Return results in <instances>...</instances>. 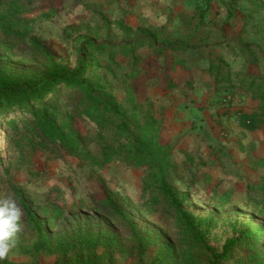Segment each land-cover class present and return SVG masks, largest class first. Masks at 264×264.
Returning <instances> with one entry per match:
<instances>
[{
    "label": "rangeland",
    "instance_id": "374dc122",
    "mask_svg": "<svg viewBox=\"0 0 264 264\" xmlns=\"http://www.w3.org/2000/svg\"><path fill=\"white\" fill-rule=\"evenodd\" d=\"M188 1L0 0V11L7 14L19 7V13L0 25V69L39 78L51 62L73 70L83 58L88 75L99 77L120 104L126 97L124 75L135 69L143 76H153L144 92L162 118L161 104L154 100L160 90L159 75L175 80L178 68L179 80L205 76L200 69L209 64L216 71L220 69L222 75L232 74L235 66L258 71L254 59L261 57L255 48L260 36L253 31L263 27L258 15L252 22H242L239 38L247 50L238 56L231 40L235 36L233 19L238 14L248 15L247 5H238L240 0H194L191 5ZM250 10L252 14H263L259 7ZM211 15L216 19L209 20ZM149 37L152 44L143 41ZM176 61H182V66H174ZM221 83L215 84L217 92L234 93L237 88V84ZM239 104L251 102L241 100ZM58 109L67 116L76 111L62 98ZM22 119L21 114L0 119V209L9 201L20 212L11 247L0 264L3 260L7 264H54L69 257L60 250L34 251L31 245L35 234L26 224L16 192L43 221V232L52 246L106 234L112 235L115 242L99 245L95 251L104 256L105 264H149L165 247L170 248L175 264H208V256L194 252L195 248L185 252L174 223V210L165 200L154 208L146 204L148 196L141 195L144 169L120 162L101 170L91 169L59 146L32 138ZM70 123L88 149L99 156L98 145L88 138L84 140L91 124L73 116ZM219 126L206 129L191 125L171 139L165 137L163 129L161 133L174 146L175 166L168 176L173 193L186 197L184 206L189 212L211 220L206 243L217 251L247 224L264 225V192L258 187L261 180L251 183L253 178L244 172L256 163L252 156L257 144L264 143V133ZM223 142H232L233 148L237 145L239 150L235 148L234 152L239 158L219 149ZM245 157L250 160L246 162ZM104 197L127 213L134 230L102 205ZM233 255L223 264H259L264 259V244L251 250L242 247Z\"/></svg>",
    "mask_w": 264,
    "mask_h": 264
},
{
    "label": "trees",
    "instance_id": "16d2710c",
    "mask_svg": "<svg viewBox=\"0 0 264 264\" xmlns=\"http://www.w3.org/2000/svg\"><path fill=\"white\" fill-rule=\"evenodd\" d=\"M13 10L11 14L0 11V25L11 15L19 13V7ZM151 40V37L143 39L152 44ZM88 46L93 48L94 45ZM132 51L133 49L130 50ZM218 60L224 64L222 58ZM254 60L257 64V75H222L218 69L214 79L215 84L224 82L229 85L234 78L239 88L251 99L258 101L253 112L235 113L238 126L248 132L264 130V56ZM177 64L182 66L183 63H173L174 66ZM87 67L83 58L79 59L73 70L51 62L39 78H27L0 69V119L15 114L23 115V127L32 138L39 137L59 146L91 169L101 170L117 162L126 167L144 169L141 195L148 196L146 204L154 208L165 200L174 210V223L185 252L195 248L194 252L208 256V264H223L234 257V251L239 252L242 247L251 250L260 243L264 244V225L249 223L239 231L238 236L226 239L219 251L208 245L206 232L211 220L199 218L185 209L186 197H177L168 182V176L175 166L172 160L174 146L161 136L163 118L157 116L153 103L144 92L153 76H143L135 69L125 73L123 82L126 97L125 103L120 104L110 89L101 84L99 77L92 79L88 75ZM176 70L175 82L166 75L164 78L162 75L157 76L158 88L174 89L176 82L180 81V69ZM128 79L132 83H128ZM63 92L67 93L64 95ZM59 98L74 105L76 111L73 117H81L91 124L90 134L84 140L88 138L90 142L98 145L99 156H95L79 138V133L70 123L72 116L60 113ZM263 165L264 160L256 163V166ZM258 187L264 192V177ZM15 196L25 214L26 224L35 234L31 245L34 251L60 250L69 256L54 264H105L104 256L96 254L95 251L99 245L105 247L113 244L115 241L112 235L85 236L52 246L43 232V221L37 218L20 193L16 192ZM101 203L117 220L134 230L135 227L124 210L118 208L108 197H104ZM186 258L190 262L189 254ZM1 264H7L6 260ZM149 264H175L170 248L165 247L159 251ZM259 264H264V259Z\"/></svg>",
    "mask_w": 264,
    "mask_h": 264
},
{
    "label": "crops",
    "instance_id": "0c3cea01",
    "mask_svg": "<svg viewBox=\"0 0 264 264\" xmlns=\"http://www.w3.org/2000/svg\"><path fill=\"white\" fill-rule=\"evenodd\" d=\"M188 2L191 5L193 4L194 0H189ZM237 4L247 5V12L249 13L248 15L242 16L238 14L237 17L233 19L235 36L232 37L231 40L233 41V47H235L236 54H238L239 56L240 52L247 50V48L243 44H241L239 38L240 33L242 32V27L244 26L243 23L252 22L253 19H256L258 15L259 20L263 24V27H256L253 30L256 33L255 35L258 34L260 36L256 41V44L259 47L255 45V48L257 50L256 52H260L261 57H263L264 0H246L245 2L244 0H240L237 2ZM256 7H259L261 9L263 8V14H252L251 10L249 11V9ZM213 18L216 19V15H211L209 17V20H212ZM195 66L198 65L195 64ZM209 66L210 64L207 66H202L200 69L204 71V73L206 74L205 76L191 75L187 79H182L179 82H176L177 86L172 90L160 89L158 95H156L155 97L157 99L153 98L155 101L158 100L157 103L161 104V108L163 109V133L165 132V137L167 139L175 138L179 133H181V131L185 133L184 131H187L189 129V126L191 125L211 129V127H216V125L220 123L219 127H223L226 129L228 128L231 130L239 129L235 113H251L256 109L257 101L251 99L250 96L247 95L245 91L238 86L235 89L234 93H229L225 90H222V92H217L219 89H215L216 86L214 80L217 71L216 69H213ZM189 68H186V70H188ZM232 69L234 70V67H232ZM233 70V74H252V72H254L253 75L258 74L257 70H250L249 68L248 70H246L245 67L239 66H235V71ZM207 72L210 74V77ZM232 79L233 82H231V84H234V86H236V81L234 80V78ZM216 85H219V83ZM241 100H247L251 102V104L242 106L239 104ZM223 111L226 112L223 114ZM258 132L264 133V130L254 131L250 133ZM257 145L258 146H256L255 148V156H252V159L255 160L256 163L259 160H264V143ZM233 147L234 144L232 142H223L222 145H219V149H221L223 152H232L234 156L239 158V155L234 152V149L237 148L239 150V147H237V145H235V148ZM249 160L250 158H246V162H248ZM256 163L248 172L244 171L247 176L249 175L250 178H253V181L251 183H259L261 178L264 177V170H261L262 166H256ZM227 165L230 168L232 166L230 164Z\"/></svg>",
    "mask_w": 264,
    "mask_h": 264
},
{
    "label": "clouds",
    "instance_id": "9594fccd",
    "mask_svg": "<svg viewBox=\"0 0 264 264\" xmlns=\"http://www.w3.org/2000/svg\"><path fill=\"white\" fill-rule=\"evenodd\" d=\"M4 204L5 208L0 209V259L7 256L20 219L19 209L14 202L5 201Z\"/></svg>",
    "mask_w": 264,
    "mask_h": 264
}]
</instances>
